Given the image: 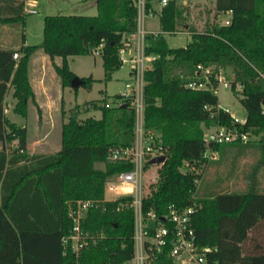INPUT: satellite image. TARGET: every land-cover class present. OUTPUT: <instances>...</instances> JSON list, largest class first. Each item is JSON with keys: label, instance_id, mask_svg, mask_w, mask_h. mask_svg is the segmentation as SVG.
Listing matches in <instances>:
<instances>
[{"label": "trees", "instance_id": "1", "mask_svg": "<svg viewBox=\"0 0 264 264\" xmlns=\"http://www.w3.org/2000/svg\"><path fill=\"white\" fill-rule=\"evenodd\" d=\"M97 14H48L44 18L40 44L18 48L0 47V264H120L135 253L133 208L120 211V200L109 201L106 209L88 212L83 228L89 240L77 255L72 244H64L73 227L70 204L80 199H103L106 182L129 165L105 162L114 146H129L135 140L136 112L130 97L118 105L107 99L91 102L102 116L80 119L72 115L63 124L62 147L51 154L27 150L28 130L9 120L4 112L10 90L16 99L13 111L27 116L35 93L29 77L32 55L42 49L56 63L64 86H71L76 73L69 56L87 55L101 44L105 78L111 79L123 63L119 50L138 28V0H94ZM145 0V10L155 12ZM159 11L161 31L146 37L147 54L156 55L145 71L144 126L159 135L167 161L158 169V180L150 185L143 200L145 213L154 211L158 220L170 204L179 207L197 203L193 222L201 246L209 247L210 264H264V0H216L215 13L201 30L191 21V10L178 0H167ZM24 0H0V21L25 18ZM213 10V11H214ZM231 12L229 23L214 17ZM189 31L191 40L183 47H170L166 33ZM14 53L21 54L19 59ZM232 69L231 88L246 111V123L236 125L231 113L219 106L216 87L223 69ZM206 71V76H203ZM91 88L97 80L81 77ZM196 82L202 87L192 88ZM102 102V103H101ZM202 124L225 125L249 131L259 139L209 144ZM17 145L11 147V143ZM221 156L236 149L239 154L257 149L261 157L245 190L229 192L219 185L199 186L202 174L183 171L186 163L208 165L220 159L205 158L207 149ZM155 264H172L161 254Z\"/></svg>", "mask_w": 264, "mask_h": 264}, {"label": "rangeland", "instance_id": "2", "mask_svg": "<svg viewBox=\"0 0 264 264\" xmlns=\"http://www.w3.org/2000/svg\"><path fill=\"white\" fill-rule=\"evenodd\" d=\"M36 1V13H26L25 18L19 21H0V27H10L0 33V42L5 46L9 48H18L24 43L25 38H27L29 44H40L43 40L44 18L48 14H97V8H91V1ZM215 1L216 0H187V3H184V0H178V3L182 6L187 5L191 10V21L196 24L197 29L201 30L209 16V11L212 12L210 16L213 18L215 13ZM59 9H63V11ZM214 21H216L215 17ZM216 23L222 24L225 23V20L221 18ZM144 25L148 32H160L161 21L159 11L154 14H146ZM165 36L170 47H183L191 40V33L189 31H178L173 34L166 33ZM35 54L34 59L37 60V62L44 57V51L42 49H38ZM20 57L21 54H19L17 59ZM68 59L70 68L76 75L80 77L93 76L97 79L91 88H87L84 85H81L77 89L72 86H64L62 77L58 74L55 67L57 62L61 64L62 57L56 56L55 59L51 58V62L48 61L49 65L42 66V70L44 69L43 75L46 77L47 84L45 83V85L54 90V87L59 88L57 106H53L54 104L51 106L50 103L48 104L49 106H41L47 102L48 99L47 94L46 96L41 95L42 93L44 94V90L41 88L42 85L37 78L40 67L36 65V62H33L34 65L32 66H30L29 63V77L35 95L30 98L27 116L23 117L13 111L16 99L12 95V90L8 92L5 98L4 106L8 109L6 115L9 120L16 122L20 126H25L28 130L27 150L31 154H51L57 152L62 147L63 124L69 120L70 116L77 115L80 119L90 116L99 118L102 116V110L95 108L91 102L102 100L103 98L112 101L115 94H122L127 91L126 80L130 77V64L124 63L119 70L113 73L111 79H106L103 57L101 55H96L92 52L87 55L69 56ZM202 75L207 77L206 71H203ZM219 76H223L224 80L229 81V86H225L223 83L219 82L216 87L219 103L223 108L228 109L234 116L240 119L245 118L246 111L238 95L231 88L232 69H223ZM60 85H63L65 88H60ZM60 92L64 97L63 101L60 99ZM202 126L205 134L215 127V125L207 126L205 124H202ZM260 137V135H253L252 140L259 139ZM16 145V140L11 143V147ZM1 147L2 144L0 143V148ZM260 155L261 153L259 150L253 148H249L240 154L236 149L231 150L224 156L218 153V158L221 160L220 163L214 164L209 162L208 165L200 164L196 166L202 173L200 184H198L199 186H206L210 183L211 186L214 187V184L218 185L221 183L219 187L229 192L245 190L251 181V175L259 162ZM106 163V161L96 163V167L105 169ZM158 169V165L152 164L149 166V173L145 185L147 192H149L150 185L158 180ZM259 176L261 184L264 186V167L261 168ZM109 178L110 176L107 180H109Z\"/></svg>", "mask_w": 264, "mask_h": 264}, {"label": "built area", "instance_id": "3", "mask_svg": "<svg viewBox=\"0 0 264 264\" xmlns=\"http://www.w3.org/2000/svg\"><path fill=\"white\" fill-rule=\"evenodd\" d=\"M167 2V0H162L161 5L164 6ZM137 4L139 7L137 31L132 33L134 38L128 36L125 46L119 50L121 62L131 65V78L126 82L127 91L122 95L130 97L135 108V140L129 146L111 147L106 158L108 163L129 165L130 169L116 172L110 176L106 182L103 199H80L70 204L69 217L72 219L73 227L70 234L64 238V244L67 246L71 243L78 255L90 239L95 240L94 236L83 228V222L87 218L89 210L95 208L104 210L107 202L120 200L117 210L133 208L135 216V253L132 258L120 264H155L161 254H167L172 260V264H210L206 257L209 247L201 246L198 242L193 222V215L197 210L196 202L186 207L170 204L167 213L161 217L154 228L151 222L158 220L157 214L152 210L147 213L143 210V200L147 193L146 178L149 166L152 165L150 161L162 155H166L168 159V155L165 147L159 143V135L151 130H146L144 126V87L146 84L144 76L146 69L151 67L157 56L147 54L145 50L146 37L150 32L146 29L144 20L146 14H151L153 11L145 10V0H138ZM34 6L29 3L25 12L36 13L37 10ZM229 22L230 19L225 21V23ZM103 46L104 43H101L94 50V54L101 55ZM18 57L19 54L14 53V58ZM219 82L229 86V81L224 80L223 76H219ZM189 86L195 88L202 87L203 84L197 85L196 82H193ZM122 101L123 98H113L112 101H107L106 106L118 105ZM219 106L222 107L220 104ZM7 110L4 106L5 113ZM231 115L233 114L231 113ZM233 118L236 125L246 123V118L240 119L234 115ZM205 139L209 144L236 141L247 143L252 140V134L237 127L216 125L213 130L205 134ZM204 157L216 159L218 151L209 148ZM163 164L153 165L160 167ZM196 166L186 163L183 171L201 173ZM197 182L199 183L200 179H197Z\"/></svg>", "mask_w": 264, "mask_h": 264}, {"label": "crops", "instance_id": "4", "mask_svg": "<svg viewBox=\"0 0 264 264\" xmlns=\"http://www.w3.org/2000/svg\"><path fill=\"white\" fill-rule=\"evenodd\" d=\"M85 2H89V1H91L92 3H90L91 4V8H93L94 7V9H95V7L97 8V4H96V2L94 1V0H84ZM24 2H25V4H24V8L26 9L27 8V6H28V4L29 3H32V4H34L35 6V9L37 10V1L36 0H24ZM184 3H187V0H184ZM73 5V4H72ZM153 8H154V10H155V12H153V13H151V14H154V13H157L158 11H160L161 10V8H162V5H161V3L160 2H154L153 3ZM60 11H63V9H59ZM58 10V11H59ZM221 18H224V20L226 21L227 19H230L231 18V12L230 11H228V12H222V13H220V14H218L217 16H216V21L215 22H217L218 20H220ZM7 28H10V27H8V26H3V27H0V33L1 32H3L5 29H7ZM150 33H152L153 31H149ZM129 36L130 37H133L134 38V35H132V34H129ZM22 45H29V43H28V40H27V38H25L24 39V43L22 44ZM21 45V46H22ZM0 47H7V46H5L2 42H0ZM35 53L32 55V58H31V60H30V66H32V65H34V63L33 62H36L35 64L36 65H38L39 67H40V69H39V71H38V73H37V78L40 80V83H41V88L44 90V94L42 93L41 95H45L46 96V94H47V99H48V101L47 102H45L44 104H42L41 106L42 107H44L45 105L46 106H49L48 104L50 103L51 104V106L53 105V106H57V96H58V94H59V88L58 87H54L55 88V90L54 89H50L48 86H46L45 85V83H46V77L43 75V70H42V66H44V65H49L48 63V61H50L51 62V57L48 55V54H46L45 52H44V57L40 60V61H38L37 62V60H35L34 58H35ZM35 60V61H34ZM58 63V62H57ZM35 65V66H36ZM131 68V67H130ZM130 71H131V69H130ZM131 76V75H130ZM131 77H129L126 81H128L129 79H130ZM44 83V84H43ZM47 84V83H46ZM52 87V88H53ZM61 87H63V89L65 88L63 85H60V88ZM58 89V90H57ZM38 94V93H37ZM60 95H61V92H60ZM60 99H62V101L64 100V97H63V95H61V97H60ZM221 105V104H220ZM27 148H28V146H27Z\"/></svg>", "mask_w": 264, "mask_h": 264}, {"label": "water", "instance_id": "5", "mask_svg": "<svg viewBox=\"0 0 264 264\" xmlns=\"http://www.w3.org/2000/svg\"><path fill=\"white\" fill-rule=\"evenodd\" d=\"M84 83V79L81 78L80 76L76 75L73 77L72 81H71V86L73 88H79L81 85H83ZM167 160L166 155H162V156H158L153 158L150 162L152 164H161V163H165Z\"/></svg>", "mask_w": 264, "mask_h": 264}]
</instances>
